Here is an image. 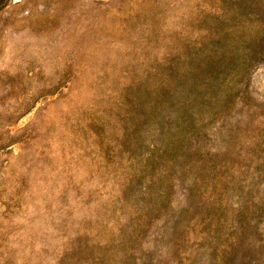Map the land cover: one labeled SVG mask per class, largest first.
Returning a JSON list of instances; mask_svg holds the SVG:
<instances>
[{"label": "rangeland", "instance_id": "374dc122", "mask_svg": "<svg viewBox=\"0 0 264 264\" xmlns=\"http://www.w3.org/2000/svg\"><path fill=\"white\" fill-rule=\"evenodd\" d=\"M0 264H264V0H0Z\"/></svg>", "mask_w": 264, "mask_h": 264}]
</instances>
